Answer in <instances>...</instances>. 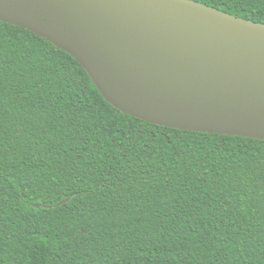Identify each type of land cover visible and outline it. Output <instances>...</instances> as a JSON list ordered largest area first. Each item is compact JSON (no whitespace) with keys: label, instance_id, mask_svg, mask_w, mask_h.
Instances as JSON below:
<instances>
[{"label":"trees","instance_id":"obj_1","mask_svg":"<svg viewBox=\"0 0 264 264\" xmlns=\"http://www.w3.org/2000/svg\"><path fill=\"white\" fill-rule=\"evenodd\" d=\"M198 1L264 22V0ZM0 264H264V139L129 115L0 20Z\"/></svg>","mask_w":264,"mask_h":264},{"label":"water","instance_id":"obj_2","mask_svg":"<svg viewBox=\"0 0 264 264\" xmlns=\"http://www.w3.org/2000/svg\"><path fill=\"white\" fill-rule=\"evenodd\" d=\"M0 20L69 52L129 115L264 139L262 21L198 0H0Z\"/></svg>","mask_w":264,"mask_h":264}]
</instances>
